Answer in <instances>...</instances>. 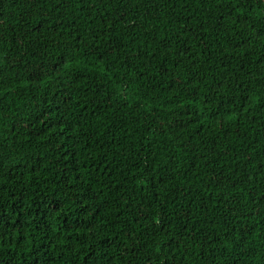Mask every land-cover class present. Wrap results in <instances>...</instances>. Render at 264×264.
Instances as JSON below:
<instances>
[{
  "label": "trees",
  "instance_id": "trees-1",
  "mask_svg": "<svg viewBox=\"0 0 264 264\" xmlns=\"http://www.w3.org/2000/svg\"><path fill=\"white\" fill-rule=\"evenodd\" d=\"M0 264H264V0H0Z\"/></svg>",
  "mask_w": 264,
  "mask_h": 264
}]
</instances>
